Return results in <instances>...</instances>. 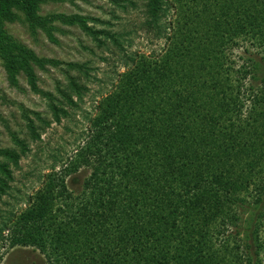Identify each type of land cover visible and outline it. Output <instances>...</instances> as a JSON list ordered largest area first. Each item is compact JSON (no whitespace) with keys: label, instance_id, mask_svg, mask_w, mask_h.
<instances>
[{"label":"trees","instance_id":"trees-1","mask_svg":"<svg viewBox=\"0 0 264 264\" xmlns=\"http://www.w3.org/2000/svg\"><path fill=\"white\" fill-rule=\"evenodd\" d=\"M53 1L0 0L5 80L20 89L22 75L49 113L20 106L25 136L6 128L0 203L28 143L69 119L95 79L86 63L37 56L6 26L51 43L58 26L76 27L118 48L125 72L100 95L81 145L42 176L24 210L0 209L3 253L30 247L46 264H264V0H143L140 28L164 45L137 61L120 45L128 33L96 30L88 23L97 19L78 14L39 13ZM60 65L64 82L54 93L40 89L35 71ZM79 169L88 175L74 195L66 178Z\"/></svg>","mask_w":264,"mask_h":264},{"label":"rangeland","instance_id":"rangeland-1","mask_svg":"<svg viewBox=\"0 0 264 264\" xmlns=\"http://www.w3.org/2000/svg\"><path fill=\"white\" fill-rule=\"evenodd\" d=\"M124 2L125 0H117ZM136 3V9L128 8L123 11L109 3L107 0H54L40 7L39 13L78 14L84 17L97 19L100 23L89 22L96 30H105L107 33H128L121 40L123 53L134 57L148 58L163 48L164 40L155 39L152 33H146L140 28L142 21L141 4L143 0H131ZM125 4V3H124ZM171 8L164 18L170 21ZM60 32L53 34L56 42L51 43L41 34L31 37L23 26L18 23L6 26L9 34L25 46L30 48L37 56L49 58L61 64L76 62L86 63L92 68L90 75L95 79L87 82L88 92L79 104V109L70 111L69 119H61L59 123H50L44 129L37 142H29V152L19 162V169L13 173L12 190L7 197L2 198L1 210H24L26 199L34 194L40 186V179L50 170H57L66 163L75 152L90 126L89 120L95 115V106L104 95L111 90L112 85L118 80V74L125 72L122 66L121 52L105 40V47L98 46L76 27L58 26ZM166 32H168L166 30ZM242 48L232 51V58L236 63L244 60ZM251 50V49H250ZM264 55V53H263ZM64 66L57 68L47 66L45 71L36 70L38 87L46 92L54 93L56 82L63 83ZM19 88L8 86L5 75L0 65V148L11 147L7 129L19 138L25 136L23 121L20 118V106L33 112H39L46 119L49 113L45 102L39 96L28 90L24 77H17ZM254 84V81H249ZM7 128V129H6ZM88 175V170L79 169L76 173L66 178V184L72 194L77 195L81 189L82 181ZM13 207V208H12ZM20 211L16 212L19 213ZM13 220V219H12ZM6 233V232H5ZM4 235V234H3ZM0 239V253H3ZM0 264H46L45 258L37 250L30 247H14L6 250L2 255Z\"/></svg>","mask_w":264,"mask_h":264}]
</instances>
